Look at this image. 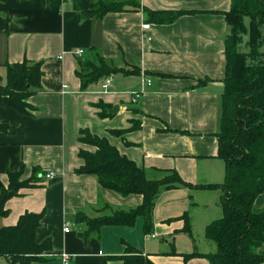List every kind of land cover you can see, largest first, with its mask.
<instances>
[{"label":"crops","instance_id":"1","mask_svg":"<svg viewBox=\"0 0 264 264\" xmlns=\"http://www.w3.org/2000/svg\"><path fill=\"white\" fill-rule=\"evenodd\" d=\"M97 1L0 0V16L9 20L7 32H0V66L40 62L42 73L40 90L27 99L32 110L20 114L7 98L0 103V124L7 127L0 131V185L6 187L8 173L21 166V181L31 177L33 168L40 169L36 187L21 189L5 203L8 213L0 218V228L16 225L25 213L42 212L36 242L51 240L46 254L51 260L37 264H63L62 254L69 264L107 259L125 264L123 256L137 255L151 264H210L204 255L216 248L205 228L222 217L225 163L218 157L216 135L224 40L230 32L223 13L231 0H138L149 11H192L169 24L149 21L142 11L83 17ZM97 56L122 72L81 90L79 63H95ZM133 92H140L136 103ZM99 104L108 107L110 116L99 115ZM81 131L106 139L147 180L175 172L195 188H162L148 232L139 216L131 226H103L84 239L80 234L87 226L75 221L78 212L95 218L110 213L105 206L127 211L143 198L119 195L102 188L94 175L77 173L84 165L79 153L96 150L80 142ZM50 172L54 178L46 179ZM207 185L218 187H196ZM253 207L264 208V191ZM66 223L73 224L68 233ZM257 253L264 257V242ZM0 264L10 263L0 257Z\"/></svg>","mask_w":264,"mask_h":264},{"label":"trees","instance_id":"2","mask_svg":"<svg viewBox=\"0 0 264 264\" xmlns=\"http://www.w3.org/2000/svg\"><path fill=\"white\" fill-rule=\"evenodd\" d=\"M142 11L149 21L169 24L183 11H149L141 7L138 0H98L82 13L85 18H102L108 13ZM230 28L224 40V92L221 96L218 140V157L225 163L224 181L220 185L222 217L208 224L205 237L215 244V252L206 254L210 264H262L264 257L257 249L264 242V208L253 207L255 198L264 191V0H231L230 9L223 13ZM248 21V22H247ZM9 20L0 16V32H7ZM247 23V24H246ZM245 37V39H244ZM244 48L245 50H241ZM4 75H0V103L7 98L8 105L20 114L32 110L27 99L40 90L41 63L23 61L4 64ZM121 69L110 67L101 56L96 62L79 63L77 75L81 90L101 78L117 74ZM103 110L99 115L110 116L107 106L99 104ZM136 126L132 127V129ZM0 131H7L0 124ZM81 143L93 146L94 153L82 151L79 156L84 165L78 174L94 175L98 184L119 195H141L142 204L127 211H110L107 215L88 218L78 212L77 223H85L87 230L80 234L84 239L99 233L103 226H131L139 216L144 217L145 231L151 227L154 200L162 188L178 186L195 188L187 184L175 172L157 181L145 178L142 169L121 156L106 139L80 132ZM23 166L8 173V185H0V218L8 211L5 203L19 195L21 189L36 187L40 180V169L33 168L32 175L20 180ZM216 188V185L196 186ZM43 213H25L16 225L0 228V257L10 264H37L47 259L52 249L50 239L36 242V231ZM185 232L190 233L186 222ZM125 264H151L141 256H123ZM108 264V259L103 263Z\"/></svg>","mask_w":264,"mask_h":264},{"label":"built area","instance_id":"3","mask_svg":"<svg viewBox=\"0 0 264 264\" xmlns=\"http://www.w3.org/2000/svg\"><path fill=\"white\" fill-rule=\"evenodd\" d=\"M147 28H148V25H145L143 27V29H147ZM82 52H83L82 50H79V51L76 52V55L80 56L82 54ZM108 83H109V80H106V84L104 85V88L108 87ZM145 84L146 85H150L151 84V80L147 79L145 81ZM139 98H140V92H133L132 96H131V102L132 103H136L139 100ZM45 178L46 179L54 178V173L50 172V173L46 174ZM71 226H73V224L70 225L69 223H66L65 226H64V232L68 233L70 231V227ZM66 256L67 255H65V254H62V256H61V258H62L61 260H62L63 264H69V262H68L69 259H67Z\"/></svg>","mask_w":264,"mask_h":264},{"label":"rangeland","instance_id":"4","mask_svg":"<svg viewBox=\"0 0 264 264\" xmlns=\"http://www.w3.org/2000/svg\"><path fill=\"white\" fill-rule=\"evenodd\" d=\"M247 22H248V21H247ZM246 24H247V23H246ZM244 39H245V37H244ZM241 50H243V51H244L245 49H244V48H242ZM261 51H262V52H264V44H263V46L261 47ZM196 238H197V237H196ZM199 239H201V237H200ZM196 240H197V239H196Z\"/></svg>","mask_w":264,"mask_h":264}]
</instances>
